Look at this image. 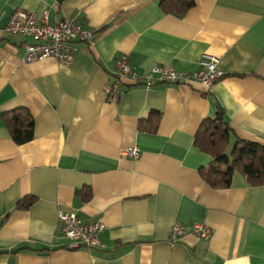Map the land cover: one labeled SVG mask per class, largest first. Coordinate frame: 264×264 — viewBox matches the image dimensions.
Returning a JSON list of instances; mask_svg holds the SVG:
<instances>
[{
    "label": "crops",
    "instance_id": "1",
    "mask_svg": "<svg viewBox=\"0 0 264 264\" xmlns=\"http://www.w3.org/2000/svg\"><path fill=\"white\" fill-rule=\"evenodd\" d=\"M162 1L0 0V264H264V186L236 173L229 189H212L201 171L213 158L195 147L219 108L231 146L264 144V0H194L181 19ZM17 10L75 20L94 44H75L71 67L27 65L35 41L6 32ZM123 56L140 76L159 67L190 75L214 58L221 78L211 92L126 80L113 102L105 88ZM21 109L35 126L19 146L3 116ZM154 113L157 132H141ZM133 148L137 160L125 156ZM60 212L101 220L103 247L71 250ZM176 224L186 235L172 245ZM197 225L211 237L195 236Z\"/></svg>",
    "mask_w": 264,
    "mask_h": 264
},
{
    "label": "built area",
    "instance_id": "2",
    "mask_svg": "<svg viewBox=\"0 0 264 264\" xmlns=\"http://www.w3.org/2000/svg\"><path fill=\"white\" fill-rule=\"evenodd\" d=\"M6 32L11 35L32 38L34 45L26 46L24 62L27 65L36 64L47 59H55L65 67H71L74 62V45L77 43L86 44L90 47L94 44L95 32L83 27L75 20H65L52 24L49 21V12L42 15L36 12L17 10L11 18ZM218 61L211 58L203 63L205 70L194 74H183L172 68L159 67L152 70L145 76H140L131 66L127 57L117 60L116 70L113 73L114 82L106 86L105 91L110 101L117 102L122 93L126 80H131L135 85H141L149 90L157 86H191L201 85L211 92L214 85L221 78L217 71ZM139 150L133 148L125 152V156L133 160L139 158ZM61 232L70 241L71 250L78 249H100L103 247L100 235L105 230L101 220L92 224H83L74 213H59ZM193 234L200 239H209L211 230L203 225H197ZM186 235L185 228L176 224L172 230L169 242L177 245L182 242Z\"/></svg>",
    "mask_w": 264,
    "mask_h": 264
},
{
    "label": "trees",
    "instance_id": "3",
    "mask_svg": "<svg viewBox=\"0 0 264 264\" xmlns=\"http://www.w3.org/2000/svg\"><path fill=\"white\" fill-rule=\"evenodd\" d=\"M195 6L194 0H163L161 7L167 16L183 18ZM3 120L7 125L13 141L21 146L33 140L35 122L31 114L21 109L5 114ZM160 114L154 113L151 119L141 122L139 130L154 134L157 132ZM235 134L222 109H218L214 119H206L197 135L195 147L213 158L212 165L201 171L203 181L212 189L225 190L232 186L236 173L242 174L253 187L264 186V144L236 139L231 146ZM92 197L89 190L83 195L85 201ZM31 202H21V209H28Z\"/></svg>",
    "mask_w": 264,
    "mask_h": 264
}]
</instances>
